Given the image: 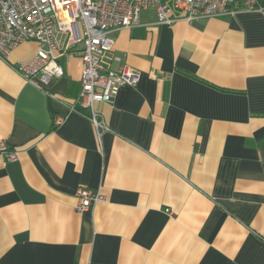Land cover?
I'll return each instance as SVG.
<instances>
[{"label": "crops", "instance_id": "crops-1", "mask_svg": "<svg viewBox=\"0 0 264 264\" xmlns=\"http://www.w3.org/2000/svg\"><path fill=\"white\" fill-rule=\"evenodd\" d=\"M172 16L113 34L140 77L94 104L108 130L70 108L79 58L47 83L14 69L35 41L0 58V264H264V10Z\"/></svg>", "mask_w": 264, "mask_h": 264}, {"label": "built area", "instance_id": "built-area-1", "mask_svg": "<svg viewBox=\"0 0 264 264\" xmlns=\"http://www.w3.org/2000/svg\"><path fill=\"white\" fill-rule=\"evenodd\" d=\"M154 9L157 24H172L179 11L187 22L231 14L238 8L264 10V0H0V58L7 59L21 42L35 41L34 55L19 62L15 71L26 80L39 77L42 83L59 78L64 70L60 60L75 56L81 61L77 106L88 110L97 132L108 130L94 111L96 102H111L120 87L135 86L140 73L125 65L111 69L106 62L114 44L113 34L140 23V13ZM70 108L78 112L74 105ZM80 113V112H78ZM61 120H56L59 123ZM0 153L15 160L0 141ZM75 211L82 212L103 200L102 194L78 188Z\"/></svg>", "mask_w": 264, "mask_h": 264}, {"label": "trees", "instance_id": "trees-1", "mask_svg": "<svg viewBox=\"0 0 264 264\" xmlns=\"http://www.w3.org/2000/svg\"><path fill=\"white\" fill-rule=\"evenodd\" d=\"M76 110H77L78 112H80L81 114H83L84 116H88V115H89V113H87L86 110L81 109V108H79V107H77Z\"/></svg>", "mask_w": 264, "mask_h": 264}]
</instances>
